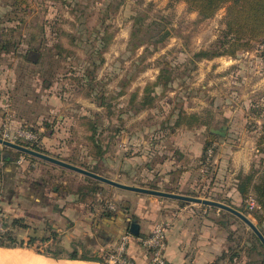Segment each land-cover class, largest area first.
<instances>
[{"label":"rangeland","instance_id":"rangeland-1","mask_svg":"<svg viewBox=\"0 0 264 264\" xmlns=\"http://www.w3.org/2000/svg\"><path fill=\"white\" fill-rule=\"evenodd\" d=\"M225 15L226 7L204 20L175 0H0V41L15 43L0 51V100L8 96L11 104L5 116L11 113L27 130L45 135L44 145L41 137L29 148L50 149L45 154L82 168L98 164L100 175L122 184L153 189L144 187L153 175L149 157L181 160L179 171L191 170L193 177L175 194L211 196L257 225L252 215L257 205L244 201L237 185L239 175L253 174L256 182L264 178V43H253L235 57H194L223 41ZM29 47L33 57L25 59ZM47 82L52 87L45 88ZM221 127L227 128L225 137H209ZM191 155H198L194 162ZM33 164L22 176L24 183L12 184V196L7 190L1 194L0 233L24 246L34 237L29 250L36 254L60 249L65 258L76 253L112 264L114 249L104 252L90 239L101 242L99 217L105 210L130 209L127 197L133 194L101 183L103 195L97 199L104 204L95 208V234L81 233L93 228L88 224L54 233L51 220H40L44 209L27 204L30 187L42 182L49 187L47 197L58 187L82 198L91 184L42 160ZM214 183L215 197L207 194ZM218 211L215 219L227 224V234L233 232L242 247L249 243L253 231ZM14 219L27 228H12ZM247 261L243 256L238 263Z\"/></svg>","mask_w":264,"mask_h":264},{"label":"crops","instance_id":"crops-1","mask_svg":"<svg viewBox=\"0 0 264 264\" xmlns=\"http://www.w3.org/2000/svg\"><path fill=\"white\" fill-rule=\"evenodd\" d=\"M2 97L3 100H0V133L3 131L4 124L7 122L9 124L8 128L12 134L19 129L27 130L23 127V124L20 123L21 121L19 122L16 120L15 116L11 113H8L9 115L5 116L7 111H5L4 108H9L11 104L7 100L8 96ZM31 133L37 138L35 142L19 139V143L22 145H30L38 142L42 137L40 144H45V135L40 136L33 132ZM4 148L6 147L0 146V156L1 158H8L9 155H5ZM49 150L46 148L47 153H50ZM197 156L198 155L189 156L190 161L194 162V158ZM179 161L181 160H176L172 157H164L159 161H156L153 157H149V167L153 169L151 172L153 175L149 174V178L147 179L151 184L149 186L145 185L144 187H153V189H159V191L161 190L163 192L175 194L176 189L181 191L184 186L191 185L193 173L191 170L180 172V165H178ZM16 164L18 167L15 170L5 169L0 171V195L6 189L5 185L7 179L16 183L15 187H17L19 182H25L22 176L24 175L26 168L34 165L31 160L24 156H20ZM51 166L55 165L51 164ZM56 168L61 167L56 166ZM126 173L127 174L123 175L128 177L130 174L128 175V172ZM131 178H133L134 181L137 179L136 177L134 178V176H131ZM126 185H128V183ZM58 189V187H54L51 192L52 197H47L46 194L49 193V187H32L35 194L41 195L38 196V202H42L41 204H45L46 206H52L44 210V213H42V216L40 217L41 222H43L44 219L51 220L52 224H55L51 229V232L54 233H58L65 229L68 231L70 229H80L81 225L88 224L93 228L87 229L81 233L89 234L92 237V234H95L96 230H94V227L97 226L96 222L98 221L95 218L96 214H94L97 210L95 209V212L92 213L89 208L92 204V200H86V203H89V205L86 206L84 205L86 203L81 202L74 193H72L71 196V194L63 193ZM126 192L133 194L127 197L129 201L132 202L131 208L123 210L122 215L120 214L115 221L105 220V222H99H103L104 225V229L102 228L104 230V238L100 240L101 242H98L96 238L92 237L94 239L91 238L90 242L94 247L97 246L101 248L100 250L105 249L106 251L104 252H107L108 249H114L121 241L120 238L124 234L127 226L132 222H137L139 224V236H131L126 253L128 258L134 264H149L150 254L149 251L143 247L141 240L147 238L151 234L154 226L158 223L167 225L166 258L169 264H212L215 261V257L220 256L232 246V243L228 241V234L225 231V228L221 226L220 221L215 219V207L129 191ZM216 192L218 191H215L214 183V185H212L207 191V194L215 197ZM179 193H181L180 195L185 196L191 195L182 192ZM201 199L215 201V198H211V196ZM50 209L53 212L51 215L49 214ZM22 210L26 211V208H22ZM89 212L94 217V223H87L86 216L89 215ZM87 250L89 252H95L92 249Z\"/></svg>","mask_w":264,"mask_h":264},{"label":"trees","instance_id":"trees-1","mask_svg":"<svg viewBox=\"0 0 264 264\" xmlns=\"http://www.w3.org/2000/svg\"><path fill=\"white\" fill-rule=\"evenodd\" d=\"M175 1L185 2L190 11L197 12L199 16L204 20L214 17L220 9L226 7V15L224 18L225 30H224L223 41H221L219 46H217L213 51H201L199 53H196L194 57L199 60H203V59L211 60L223 56L235 57L237 55V52L246 49L248 46H251L253 43H261V44L264 43V0H175ZM14 31L15 29H11L12 35ZM168 35L169 32L164 33V35L160 37L159 42H163ZM102 41L104 42L105 45L104 49H106L107 38L106 37L102 38ZM0 44H1L0 51L8 52L10 51L9 50L10 47H15V43H13L11 39L9 41H4V43L0 41ZM31 50L32 49L29 47L26 55L24 56L25 59L27 57L28 59L33 57L31 55L33 51ZM30 61H32L33 64H38V61L35 60L33 61L32 59H30ZM50 87H52V83L47 82L45 88H50ZM24 128L27 129L28 126L24 125ZM28 130L37 134V131L33 127ZM209 137L213 139L216 138V135L210 133ZM25 146L28 147V145ZM32 149L44 154L47 153L38 145L33 146ZM4 151H5V155H9V157L1 158L0 156V171L5 169L15 170L18 167L16 163L20 156L27 157L32 162H35L36 160V158L34 157L25 155L13 149L4 148ZM206 151H207V147L204 148L205 154ZM99 157L101 160L103 158V153H100ZM83 167L84 169L92 171L94 173L97 174L100 173L98 164L95 165L92 164L89 167L88 166H83ZM60 170L67 171L62 168H60ZM253 176H254L253 174H248L247 176L244 177H242V175H239L237 190L244 201L248 199H253L255 201L257 207L256 209L253 210L252 215L257 221V225H256L257 228L261 231V233L264 236V178H261L260 181L256 182ZM84 179L91 184L90 185L91 187L88 188L89 195H87L88 193H84L81 195L82 198H79V200L83 203H86V200L84 199L83 196H90L93 200L89 208L93 213L95 212L96 205L102 204L103 202L100 200L101 203H99L100 201L97 199L99 195H103V189L101 187V182L86 176H84ZM13 183L14 182L10 181L9 179L6 180V185H5L6 189L4 190V193L7 190L8 193H10V195L12 196L11 193L13 189L11 188L13 187L12 185ZM34 186L43 187L45 185L42 182L39 183L36 182ZM32 187L33 186L30 187L31 192L29 191L27 196L28 197L27 204L33 208L35 206L37 207V209H39L38 207L41 206L42 209L46 210L47 206L45 204H41L42 202H38V194L32 192L33 191ZM84 205L88 206L89 203H86ZM107 207L109 208V206ZM122 213L123 211L121 209H118L116 211L105 210L104 213L101 214L99 219L100 221L103 222H105V220L115 221L120 214L122 215ZM222 213L224 215L232 216L231 214L226 213L224 211H222ZM86 218H87V223H91V222L94 223L93 221L94 217L90 212L89 215L86 216ZM130 225L131 223H129L124 234L121 236L120 239H122V237L127 234L134 236L131 234ZM221 226L223 228H226L227 224L221 222ZM12 228L25 229L27 228V226L22 223V220L14 219L12 223ZM35 240L36 239L32 237L29 240V245L24 246L23 242L17 244L15 242V239L11 237L10 233L7 232L4 234L0 233V248L30 249L32 247V243H34ZM228 241L232 243V246H230L229 249L220 256L215 257V261L212 264H239L238 262L242 259L243 256H246V258L248 259V261L245 264H264V246L253 232L250 233L249 243H245L243 247L241 246L242 241L238 238L237 239L234 238L233 232L228 233ZM61 253L62 251H60L59 249L54 254H41V253L38 254L54 259L91 261L99 264H108L106 263V260H103V258L98 256L84 255L78 257L76 253H73L72 255L65 258L61 256Z\"/></svg>","mask_w":264,"mask_h":264},{"label":"water","instance_id":"water-1","mask_svg":"<svg viewBox=\"0 0 264 264\" xmlns=\"http://www.w3.org/2000/svg\"><path fill=\"white\" fill-rule=\"evenodd\" d=\"M211 132L213 134L220 136V137H225L227 134V128L221 127L220 129H212ZM0 146L13 149V150L18 151L20 153H23L25 155H29V156L34 157L36 159L48 162L50 164H53L55 166L67 169L69 171H72L74 173L92 178L96 181H99V182L104 183L106 185H109L111 187L118 188L120 190L139 193V194H145V195H151V196H155V197L173 199V200H178V201H183V202L201 204V205H205V206L215 207V208L220 209L222 211H226V212L236 216L240 220H242L253 231V233L258 237V239L261 241L262 245L264 246V236L261 233V231L257 228V226L246 215H244L240 211L236 210L235 208L230 207V206L223 204L221 202L122 184V183H119L117 181L106 178L100 174H97V173H94L92 171L86 170L84 168L78 167L76 165L70 164L68 162H65V161L60 160V159L55 158V157H52L50 155L38 152V151H36L32 148H29L27 146L17 144V143L8 141V140H4L1 137H0ZM130 226H131L130 227L131 234L134 236H139V224L137 222H132ZM27 250H29V249H27ZM39 255H41V254H39ZM45 257H47V256H45ZM48 258H50V257H48ZM50 259H54V258H50ZM54 260L61 261L63 259H54Z\"/></svg>","mask_w":264,"mask_h":264},{"label":"built area","instance_id":"built-area-1","mask_svg":"<svg viewBox=\"0 0 264 264\" xmlns=\"http://www.w3.org/2000/svg\"><path fill=\"white\" fill-rule=\"evenodd\" d=\"M8 122L4 124V129L1 132V138L8 140L17 144L19 139H24L26 141L35 142L36 137L28 130L19 129L11 133L8 128ZM22 145V144H21ZM25 146V145H24ZM167 225L158 223L154 226L151 234L141 240L143 247H145L150 254L149 264H169L166 258V248H167ZM131 240V235H124L121 241L114 248L113 253L110 255V261L112 264H134L127 256V247Z\"/></svg>","mask_w":264,"mask_h":264},{"label":"bare ground","instance_id":"bare-ground-1","mask_svg":"<svg viewBox=\"0 0 264 264\" xmlns=\"http://www.w3.org/2000/svg\"><path fill=\"white\" fill-rule=\"evenodd\" d=\"M0 264H98L91 261H56L42 257L31 250L0 248Z\"/></svg>","mask_w":264,"mask_h":264}]
</instances>
